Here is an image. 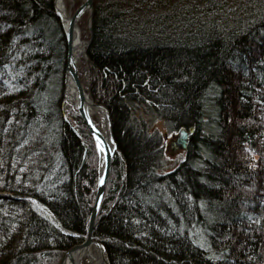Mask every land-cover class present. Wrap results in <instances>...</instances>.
Returning <instances> with one entry per match:
<instances>
[{"label": "trees", "instance_id": "16d2710c", "mask_svg": "<svg viewBox=\"0 0 264 264\" xmlns=\"http://www.w3.org/2000/svg\"><path fill=\"white\" fill-rule=\"evenodd\" d=\"M151 1L93 0L85 91L116 146L93 238L107 264H264V0ZM67 53L53 0H0V264L85 236L98 156L63 119ZM139 110L194 128L172 171Z\"/></svg>", "mask_w": 264, "mask_h": 264}, {"label": "bare ground", "instance_id": "6f19581e", "mask_svg": "<svg viewBox=\"0 0 264 264\" xmlns=\"http://www.w3.org/2000/svg\"><path fill=\"white\" fill-rule=\"evenodd\" d=\"M68 1H70L71 5L74 2V0H53L54 11L56 10L59 13V15H60V19L59 20H60L61 27H62V30L64 32V35H65V32L68 31V29H69V20L71 18V11H68L67 10V6H66ZM83 1L84 0H82L79 3H82ZM85 14H88V18H89L90 12L88 10L83 11L81 16L76 21V26L74 27V29H73V31L71 33V53H72L73 61H74L75 68H76V71H77L78 75H79L80 61H81L83 56H84L83 59L87 63V57L85 55V49H86L85 40L82 39L81 29H80V27L78 26V23H77L80 20V18H82V16H84ZM91 17H92V13H91ZM90 24H91V22H90ZM88 30H89V27H88ZM89 33H90L89 39H91L92 31L90 32V30H89ZM65 38H66V35H65ZM89 39H87V40H89ZM67 48H68V46H67ZM67 55H68V53H67ZM82 84H83V82H82ZM84 86L85 85L83 84V88H84V91H85V87ZM85 95L86 96H85V100H84V107L87 110L86 111L87 114L89 115L91 120L93 119V117H96L99 120L98 128H99V130H100V132L102 134L103 141L109 147H113L112 146L113 144L111 142L112 133L109 132L108 119L106 117V113H105L104 107L96 106L97 103H95V102H93L91 100V98L86 93V91H85ZM63 102H64V112H63L64 121L71 127V129H73L74 133L76 134V136L78 138H80L82 141L86 142L88 140V138L86 137V135L82 134L80 127L78 128V127L74 126L75 127L74 128L72 126L70 120H69V117L66 116L67 111H69L70 113H77V104L79 103V92H78V90H77V88H76V86H75V84L72 81L70 76H67L66 79H65ZM92 103H94L96 105H93ZM98 105H100V104H98ZM151 117L152 116H149L148 119L144 118V120L148 123V125L154 120V117L153 118H151ZM109 120H110V118H109ZM158 120L159 121H163V123H164V125L166 127V123L164 122V120H162V119H158ZM83 122H84V120H83ZM84 124H85V122H84ZM110 125H111V123H110ZM150 126H152V125L150 124ZM84 128H86L88 130L87 132L89 133V139L91 137V139L93 140V144H94L95 150L97 152V156H98V163L101 164L102 156L97 151L94 137L91 134V132L89 131V129L86 126V124H85ZM190 129H192V132H193L194 128L192 126L188 127L187 129L184 128V127H180L179 129L174 130V131L178 132V136H179V133L181 131L187 132L186 144L185 145H187L188 137L192 133V132H189ZM150 131H153V130L150 129ZM171 132H173V131H171ZM112 139H113V137H112ZM114 146H115V143H114ZM163 147H164V145H163ZM115 149H116V146H115ZM185 150H186V146H185L184 152H185ZM114 152H113V154H114ZM163 154H164V151H163ZM112 157H113V155H112ZM100 164H99V167L102 168L101 167L102 165H100ZM110 166H111V164H110ZM97 171L99 173L100 169L98 168ZM170 171H172V170H169L167 172H170ZM88 216H89V214H88ZM85 230H86V225H85ZM85 234H86V231H85ZM71 258L73 259L72 262L68 258H65V260H63L62 264H104L103 258L101 256L100 248H99L98 245H95V244H91L90 246L86 247L85 249H79V250L75 251L72 254ZM106 263H107V261H106Z\"/></svg>", "mask_w": 264, "mask_h": 264}, {"label": "water", "instance_id": "95a60500", "mask_svg": "<svg viewBox=\"0 0 264 264\" xmlns=\"http://www.w3.org/2000/svg\"><path fill=\"white\" fill-rule=\"evenodd\" d=\"M92 8H93V0H84L76 8V10L74 11V13L72 14V16L69 20V29H68V31L65 32L66 40H67V46H68V55H67L65 73H66V77L67 76L71 77L72 81L74 82V84H75V86L79 92V103L77 104V112L83 118L86 126L88 127L89 131L91 132V134L94 137L97 151L102 156V166H101L102 168H100V171L98 174V181H97V186H96L95 197H94V201H93L89 216L87 218L86 234L83 238V241L79 244L73 245L70 249L65 251L61 257L60 264H62V262H63V260H65V258H68L72 262L73 259L71 257L75 251H77L79 249H85L86 247L90 246L91 244H95V245L99 246L104 264H107L104 247L100 242L94 240L93 229H94L95 219H96V216H97V213L99 210V206L101 203V199H102V196L104 193L105 183H106L107 175H108L109 170H110L111 158H112L113 152L115 150V146H114V141L112 139V136H111V142L113 144L112 145L113 147H109L103 141V137H102L100 130L94 125L93 121L91 120V118L89 117V115L86 112L87 110L84 107V100H85V96H86L85 91H84L83 85L79 79L78 73L76 71L75 64H74L73 57H72V53H71V33H72L74 27L76 26V21L78 20V18L81 16L83 11H85V10H88L90 12V16L88 18V24H89L88 27H89V30L91 32L90 22H91ZM55 13L58 16V18L60 19V15L56 10H55ZM89 42H90V39L85 41V46L88 45ZM92 104L96 105L94 103H92ZM96 106L101 107V105H98V104ZM104 110L106 113V117L108 119L109 132L111 133V125H110L108 111L106 110V108H104ZM189 132H192V129H190ZM186 136H187V132L181 131L179 133L178 138H177L178 145L183 149H185V146H186L185 145L186 144ZM40 208L43 211L49 213L52 216V218H54L53 214L47 208H45V207L44 208L40 207ZM54 220H55V218H54Z\"/></svg>", "mask_w": 264, "mask_h": 264}, {"label": "rangeland", "instance_id": "374dc122", "mask_svg": "<svg viewBox=\"0 0 264 264\" xmlns=\"http://www.w3.org/2000/svg\"><path fill=\"white\" fill-rule=\"evenodd\" d=\"M81 1L82 0H74L72 5H71L70 1H68L67 5H66L67 10L71 11V14H72L74 12L75 8L77 7V4ZM197 3L199 5V8L202 10L203 7L201 6V2H197ZM151 4L153 5V9H155V12H159V11H161L163 13L164 12H166V13L170 12V14H172L175 17L182 14V12L176 13L177 8L183 7L185 10V6L187 5V4H185V1H182V0H152ZM195 4H196V2H195ZM234 4L235 5L238 4V0H227V3L225 5L226 6L225 9L226 10L227 9L232 10V5H234ZM228 5H230V6H228ZM173 10L175 11L174 13L172 12ZM204 11H206V10L203 9L202 13ZM184 13L190 15V13L183 12V14ZM193 16H191V18ZM87 18H88V14H85L79 20V21L82 20L80 22L82 25V32L81 33H82V39L85 41L87 40L86 37H88V35H89V30H88L89 24H88ZM85 55H86V53H85ZM83 57L80 61L79 75L78 76H80V78H81L80 80L83 82L85 87H87L88 86V78H89L88 65H87L86 61L83 59ZM65 79H66V73H65ZM140 113L143 115L144 118H146V119L149 118V116L147 114L143 113V111L139 110L137 112V114H140ZM77 114L78 113H70L69 111H67V113H66V116L69 117V120H70L73 127L74 126L77 127V122L74 119V116ZM93 119L97 120V121L96 120L95 121L98 123L97 125L99 126V120L96 117H93ZM151 125L152 126H150V129L151 130H158L160 132V134L162 135V138H163V145H164L163 167H162V169H160V172H167L169 170H173L178 165V163L181 160H183L184 153H185L184 149L181 148L177 143L178 132L177 131L169 132L167 130V128L165 127L163 121H159L158 119H154V121L151 123ZM104 190H105V188H104ZM60 261H61V259H60ZM60 261H59V264H60Z\"/></svg>", "mask_w": 264, "mask_h": 264}]
</instances>
